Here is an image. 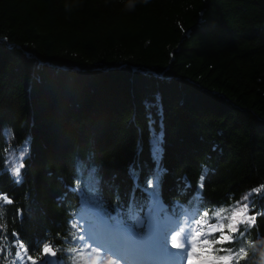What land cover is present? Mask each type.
<instances>
[{
    "label": "trees",
    "instance_id": "obj_1",
    "mask_svg": "<svg viewBox=\"0 0 264 264\" xmlns=\"http://www.w3.org/2000/svg\"><path fill=\"white\" fill-rule=\"evenodd\" d=\"M261 185L264 0H0V246L90 264L71 225L96 211L134 228L157 197L208 230ZM243 203L255 224L215 254L264 264V190Z\"/></svg>",
    "mask_w": 264,
    "mask_h": 264
},
{
    "label": "snow or ice",
    "instance_id": "obj_2",
    "mask_svg": "<svg viewBox=\"0 0 264 264\" xmlns=\"http://www.w3.org/2000/svg\"><path fill=\"white\" fill-rule=\"evenodd\" d=\"M24 165L21 164L19 167L14 169L17 176L20 175V170ZM204 177H200L201 184L203 187ZM264 190V185L253 188L250 193L245 195L240 202V206L233 210L228 217L229 222L227 224H211L210 231L213 235L211 240L202 239L201 243L206 247H199L196 244L190 242L188 235L183 236V243H178V237L184 232V229L179 230H169L166 225L160 222H149L147 224V229L149 232V239L146 245L142 246H129L122 242L119 238L113 235L107 228L101 227L97 228L90 225L88 229H83L81 225L73 222L72 228L78 229L80 232L84 233L81 235L73 234V238L82 242L89 253V255L94 258L90 261V264H124L125 260L129 256L146 254V253H159L162 249H185V255H187L188 264H232L233 256L229 254L216 255L217 245L224 246L228 244H233L235 239V234L243 233L246 229H241L240 225H245L246 227L254 225L256 222V215L249 214V205L243 203V201L248 200L249 196L256 193H260ZM0 200L4 203L11 204L12 200L8 198L7 195L0 196ZM204 217L209 215L205 212ZM215 217H220L221 212H215ZM197 223H207V221H197ZM3 225H0L2 228ZM204 233L202 231H197L192 240L197 237H203ZM12 237V248L11 250H6L3 246H0V254L7 251V255L15 256L19 261H27V264H55L54 261H49L48 257H55L56 251L53 249L51 244L43 243L40 247L39 253L36 255L29 254V248L25 245L24 241L19 238V234L16 232L11 233ZM139 239V237H138ZM90 241V243H89ZM190 248L191 252H187ZM73 253H81L83 251L80 247H74L69 249ZM221 252L230 251V249L220 248ZM172 252V251H171ZM181 255L180 252H172ZM195 253H201L200 256H196ZM235 255L239 259H243L247 256V251L245 247H240ZM10 264H17L15 260L11 261ZM238 264V260H237Z\"/></svg>",
    "mask_w": 264,
    "mask_h": 264
},
{
    "label": "rangeland",
    "instance_id": "obj_3",
    "mask_svg": "<svg viewBox=\"0 0 264 264\" xmlns=\"http://www.w3.org/2000/svg\"><path fill=\"white\" fill-rule=\"evenodd\" d=\"M14 169L15 168H13L11 170L12 171V174H13V177L18 178V176L14 172ZM145 218L148 221L153 220V216L152 215H149V214L146 215ZM138 222H140V221H138ZM154 222H156V221H154ZM99 223L105 225V222H99ZM139 225H144V223L141 222V223H139ZM164 225H166L168 229L171 228V226H170V224L168 222H167V224H164ZM145 226H147V224ZM174 226H176V225H174ZM84 227H85V229H88L89 228L87 226V224ZM104 228H107V226L104 227ZM181 228L184 229V232L181 234V237H178V243H181L182 244L183 243V236L185 234H187L188 235V238H189V240H190L191 243L196 244L197 246H199L201 248L204 247V245L201 244V241H202V239H204V236L203 237H197L195 240H192V236H194L195 233L197 231H199L197 225H188V226H185V227H180L178 229H177V227H175V228H172V230H179ZM146 230H147V232H146L147 233L146 234L147 235V238L144 241L147 243V241L149 239V232H148V229L147 228H146ZM109 231L113 235H115L117 238H119L120 240L122 238L125 239V241H123V240H121V241L124 242L126 245H129V246H139V244H138V242L136 241V238H135V236L138 238L137 234L136 233L133 234L132 231L128 230V228H119V229L112 228V229H109ZM207 234H209V232ZM138 241L140 242V239ZM89 243H90V241H89ZM175 250H176V252H180L181 255L177 254L178 256H177L176 259H171V258L169 259L167 251H165L164 249H162V253L159 256L160 260L156 264H161V263L162 264H188L187 255H185V249H175ZM187 252L190 253L191 252V249L188 248L187 249ZM152 254L149 253V254H146V255L140 254V255L129 256V257L126 258L124 264H152L151 262L152 261H155L154 260V257L152 256ZM195 255L196 256H200L201 253H195Z\"/></svg>",
    "mask_w": 264,
    "mask_h": 264
},
{
    "label": "clouds",
    "instance_id": "obj_4",
    "mask_svg": "<svg viewBox=\"0 0 264 264\" xmlns=\"http://www.w3.org/2000/svg\"><path fill=\"white\" fill-rule=\"evenodd\" d=\"M143 2H144V3H148V0H143ZM262 255H264V254H262Z\"/></svg>",
    "mask_w": 264,
    "mask_h": 264
},
{
    "label": "water",
    "instance_id": "obj_5",
    "mask_svg": "<svg viewBox=\"0 0 264 264\" xmlns=\"http://www.w3.org/2000/svg\"><path fill=\"white\" fill-rule=\"evenodd\" d=\"M49 258H52L53 259L54 257H49Z\"/></svg>",
    "mask_w": 264,
    "mask_h": 264
},
{
    "label": "bare ground",
    "instance_id": "obj_6",
    "mask_svg": "<svg viewBox=\"0 0 264 264\" xmlns=\"http://www.w3.org/2000/svg\"><path fill=\"white\" fill-rule=\"evenodd\" d=\"M175 258H176V256H175ZM175 258H174V259H175Z\"/></svg>",
    "mask_w": 264,
    "mask_h": 264
}]
</instances>
